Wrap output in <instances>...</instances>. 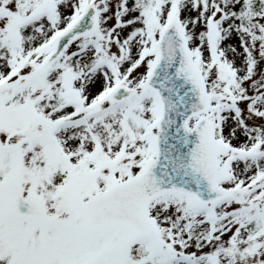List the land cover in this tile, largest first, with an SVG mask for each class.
<instances>
[{
  "label": "snow or ice",
  "instance_id": "snow-or-ice-1",
  "mask_svg": "<svg viewBox=\"0 0 264 264\" xmlns=\"http://www.w3.org/2000/svg\"><path fill=\"white\" fill-rule=\"evenodd\" d=\"M0 264H264V0H0Z\"/></svg>",
  "mask_w": 264,
  "mask_h": 264
}]
</instances>
